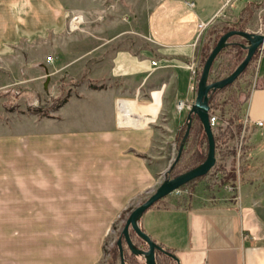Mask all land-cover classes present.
I'll use <instances>...</instances> for the list:
<instances>
[{
  "label": "crops",
  "instance_id": "1",
  "mask_svg": "<svg viewBox=\"0 0 264 264\" xmlns=\"http://www.w3.org/2000/svg\"><path fill=\"white\" fill-rule=\"evenodd\" d=\"M184 1L155 0L138 21L127 15L95 23L111 34L106 38L75 36L74 52L58 55L59 74L82 79L48 115L26 118L32 127L0 129V264H96L120 208L157 186L160 172L149 159L157 158L150 156L155 121L169 113L179 125L186 115V105L177 111L174 104L192 99L187 66L195 63L199 25L203 32L236 1L253 2L193 0L188 7ZM142 18L150 34L115 30ZM257 22L244 30L255 31ZM45 25L44 42L66 30V23ZM125 34L144 37L151 48L110 49ZM252 66L244 111L254 127L264 118V48ZM117 98L127 100L120 110ZM239 179L225 183L236 194L223 185V193L210 198L199 191L185 202L162 197L138 226L171 249L176 264H264V171L260 184Z\"/></svg>",
  "mask_w": 264,
  "mask_h": 264
},
{
  "label": "rangeland",
  "instance_id": "2",
  "mask_svg": "<svg viewBox=\"0 0 264 264\" xmlns=\"http://www.w3.org/2000/svg\"><path fill=\"white\" fill-rule=\"evenodd\" d=\"M154 1L0 0V129L4 133H8L13 129L20 130L24 127H32L33 124L26 118L46 116L53 109H56L54 107L68 94L71 87H74L82 79L80 76L70 78L66 74H59L60 62L58 55L61 52L66 54L74 52V45L72 44L75 41V36L85 38L86 36H98L99 33L106 38L111 34L103 30L104 28L97 30L94 26L95 23L105 22L106 18L122 21V19L127 18V15L129 16V22L133 18L138 21V15L141 16L142 14V17H146V14L148 15ZM244 6L245 3L236 1L235 4L231 5V8L228 7V9L220 12L209 24L226 25V22L236 20L237 11L239 13ZM261 6L264 7V0L247 2L245 7L247 9L244 10L241 17L242 24L253 27L258 21H256L255 13ZM262 10L264 11L263 8ZM66 13H77L81 16L82 20L79 27L69 30V17H66ZM143 20L142 18L141 22L136 23V25L116 24L115 30L117 31V29L126 26L132 29V33L139 31L150 34L149 28L147 29V25H145ZM59 23L64 25L66 23V30L62 28L61 32H59V34L61 33L60 38L53 40L49 37V41L44 42L42 35L45 24L58 25ZM50 32H53L52 29ZM205 32L206 28L204 32L200 33V36L203 37L201 34ZM134 37L136 36L130 34L120 35L112 40L109 47L113 49L118 46L126 47V45H130L133 48H151V44L144 37H139V40ZM201 37L198 38L200 41ZM221 59L222 57H218L214 64L217 65ZM199 60V54L196 53V77L202 65ZM252 71L253 66H249L247 72L234 82L232 89L234 88L233 91L238 95L239 101H242L243 95L251 86V79L254 75ZM243 107L241 104V109ZM171 116L172 114L167 113L166 115V113H162L158 115L155 121L150 156L157 158L152 159L149 157V159L151 160V165L158 167V172H160L158 183L163 178L162 171L165 172L175 155L179 143L176 140L177 135L181 129L180 125L184 121L182 117L179 120V125H176ZM226 136L227 139L221 144L217 155L214 152L215 161L210 170L205 175L203 174L191 183L186 184L190 193H192L191 191H199L204 197L208 198L215 195L219 196V194L223 193V185L229 183V181L225 180L231 177L230 161L232 155L229 154V151L232 145L236 150V155L238 150L241 149L246 152L249 164V166H246L245 171L239 175L240 179L238 181L250 183L252 181L258 184L263 182L261 174L264 171V126L255 127L254 125L253 127L250 123L247 127L242 128L237 136L229 138L228 133ZM155 159L158 161L154 164L152 160ZM220 167L222 168L220 169ZM155 188L156 186L152 190L150 189L145 193L134 196L130 203L120 208L119 213L124 208L130 209L126 213L123 211L118 214L116 220L110 226L107 235L103 239L101 256L96 264L119 263L116 257L113 262L112 253L116 248L115 242L120 233V226H122L132 207L144 200ZM232 192L236 194V190ZM170 196L171 199L177 198L174 194H170ZM135 258L140 264H144L143 259L139 255H136Z\"/></svg>",
  "mask_w": 264,
  "mask_h": 264
},
{
  "label": "trees",
  "instance_id": "3",
  "mask_svg": "<svg viewBox=\"0 0 264 264\" xmlns=\"http://www.w3.org/2000/svg\"><path fill=\"white\" fill-rule=\"evenodd\" d=\"M246 4L244 6V9H241V11L238 14V17L234 21L226 22L225 24H218V25H212L208 24L206 27V32L203 34V37L200 40H198V46H197V53L199 54L200 62L202 63L206 57L207 52L209 51L210 47L214 45L215 41L219 37V34L223 32L224 30L232 29V28H238L241 30H244V25L242 24L241 17L242 13L244 12ZM250 13V11H249ZM224 23V22H223ZM244 54V51L242 48L239 47L238 44L232 43L227 46H224L220 49L219 53L215 57L214 61L218 57H222V59L219 61V63L216 65L213 61L209 71H208V80H217L220 79V77L227 75L230 73V71L233 69V67L240 62ZM254 61V58L252 57L251 60L247 63V66L242 71L241 74H239L234 81L229 84L221 87L220 90H216L213 92L209 98V114L215 116V121L211 125L212 133H213V139H214V152L217 155V151H219L221 144L226 141V134H229V138H233L234 136H237L240 133V130L242 128H245L248 126V121L245 117V102L246 98L248 96L249 88L247 89L246 93L243 95L242 101L238 100V95H236L232 89L234 86V82L237 78L240 76L242 77L248 70L249 66H252ZM63 98L61 102L64 100ZM61 102H59L54 108H57ZM241 104L244 106L243 109H241ZM227 105V106H226ZM187 111V108H186ZM217 113V115H216ZM49 114V113H48ZM47 114V115H48ZM185 117H183L184 120ZM185 126L184 121H182L180 125V131L177 135V142H180V139L182 137V129ZM190 130V131H189ZM188 130V134L183 142V147L180 153V158L176 160L174 165L171 167V172L169 173L171 175L179 174L183 172L187 168H191L195 165H197L198 162H200L202 159H204L206 154V138L202 131L201 123L198 119V117L192 116L190 127ZM179 144V143H178ZM178 146V145H177ZM229 154H231L232 159L230 161L231 166V177L228 180L231 183H235L237 175H240L241 172L245 171V168L248 164L247 161V154L243 149L238 150V153L236 155V150L233 147V145L230 147ZM140 157L145 156L144 154H137ZM222 167H220L221 169ZM199 177V176H198ZM197 178L193 179L192 181L196 180ZM192 181H188L187 183H191ZM189 198V194H185V196H182L180 198H175L178 201L185 202ZM162 198H159L155 203H153L152 206H155L159 203V201ZM174 200V199H173ZM176 205V204H175ZM151 206V207H152ZM169 206V204H166V207ZM130 208H124L120 211L122 213L123 211L126 213ZM119 213V214H120ZM130 232V238L133 242V244L139 249H144L145 243L137 237V235L129 230ZM122 240V247H123V256H124V264H140L136 260V255H133L129 252L128 248L126 247V244L123 239ZM161 245L166 251L171 252V249L167 248L166 246ZM113 254V262L115 260V257L119 261L118 258V252L117 248L114 249ZM155 262L156 264H175V260L171 259L164 253L155 252ZM119 264V263H117Z\"/></svg>",
  "mask_w": 264,
  "mask_h": 264
},
{
  "label": "water",
  "instance_id": "4",
  "mask_svg": "<svg viewBox=\"0 0 264 264\" xmlns=\"http://www.w3.org/2000/svg\"><path fill=\"white\" fill-rule=\"evenodd\" d=\"M207 27V26H206ZM205 27V28H206ZM204 32V31H203ZM203 36V34H201ZM202 38V37H201ZM201 42V41H200ZM264 43V33L252 32V30H241L238 28H232L224 30L219 34V37L215 41L214 45L210 47L206 54L204 61L202 62L198 76L194 75L193 78V94L189 107H187L186 115L184 118L185 128L183 130V135L178 144L177 150L174 157L172 158L167 169L163 172V178L158 183V186L153 190L152 193L148 194L144 200L135 204L132 209L127 214L124 222L122 224L120 233L116 239L115 245L118 252L119 264H124L123 247L122 240H124L126 247L129 252L133 255H139L143 259L144 264H156L155 262V252H162L166 254L171 259L177 262L175 255L166 251L161 245L153 241V239L146 234L137 223L138 218L146 211V209L153 205L159 198L167 196L176 187L184 185L189 180L192 181L198 176L205 175L214 164V139L211 129V123L209 120V98L213 92L220 90L221 87L231 84L234 79L242 73V71L247 66V63L254 56L257 48H259L260 43ZM236 43L244 51L243 57L238 62L233 69L225 76L220 77L217 80H208V71L214 61L215 57L219 53L220 49L229 44ZM197 116L201 126L202 131L206 138V154L204 159L197 163L193 167L185 169L179 174L169 176L171 167L174 165L176 160L180 158V153L183 147V142L188 134V130L191 123L192 116ZM190 131V130H189ZM134 232L140 240L145 243L144 249H139L135 246L130 238V232Z\"/></svg>",
  "mask_w": 264,
  "mask_h": 264
},
{
  "label": "built area",
  "instance_id": "5",
  "mask_svg": "<svg viewBox=\"0 0 264 264\" xmlns=\"http://www.w3.org/2000/svg\"><path fill=\"white\" fill-rule=\"evenodd\" d=\"M184 4L188 7L193 6V0H188V1H184ZM264 9V8H263ZM264 12V11H263ZM66 17H69V22H68V28L71 31V29H76L78 27V25L81 23V16L78 15L77 13H71L68 14L66 13ZM204 28V24L201 23L199 25V34L201 33V30H203ZM256 33H264V17H262V20L259 22L257 29L254 31ZM259 48H257L253 58H255L257 55H259V53L263 50L264 48V43H260ZM150 64L151 66L156 64V60H150ZM188 71L191 75V77H194L195 75V71H196V65L194 62H192L191 64H189L188 66ZM125 102H127V100L121 99V98H117L116 99V105L119 108V110L124 106ZM175 109L177 111H181L182 108L186 105V107H189L188 104H185L184 100H178L175 104ZM209 120L211 125L214 123L215 121V116L214 115H209ZM255 126L257 127H263L264 126V118H262V120H254L252 122ZM224 189L230 190V191H234L237 188L233 185L231 186V184H225L224 185ZM190 190L188 189V187L186 186V184L184 186L181 187H176L172 190L171 194H174L175 197L179 198L181 196H185V194H189Z\"/></svg>",
  "mask_w": 264,
  "mask_h": 264
},
{
  "label": "bare ground",
  "instance_id": "6",
  "mask_svg": "<svg viewBox=\"0 0 264 264\" xmlns=\"http://www.w3.org/2000/svg\"><path fill=\"white\" fill-rule=\"evenodd\" d=\"M78 27H79V25H78ZM185 184H186V183H185ZM185 184H184V185H185ZM184 185H181V186H184ZM181 186H179V187H181ZM169 194H171V193H169ZM169 194H168V195H169Z\"/></svg>",
  "mask_w": 264,
  "mask_h": 264
}]
</instances>
